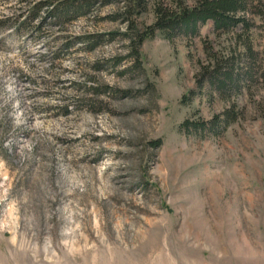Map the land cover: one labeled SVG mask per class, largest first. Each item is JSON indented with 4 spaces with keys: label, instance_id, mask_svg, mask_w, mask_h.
<instances>
[{
    "label": "rangeland",
    "instance_id": "rangeland-1",
    "mask_svg": "<svg viewBox=\"0 0 264 264\" xmlns=\"http://www.w3.org/2000/svg\"><path fill=\"white\" fill-rule=\"evenodd\" d=\"M125 5L0 0V264H264V2L138 63Z\"/></svg>",
    "mask_w": 264,
    "mask_h": 264
},
{
    "label": "trees",
    "instance_id": "trees-1",
    "mask_svg": "<svg viewBox=\"0 0 264 264\" xmlns=\"http://www.w3.org/2000/svg\"><path fill=\"white\" fill-rule=\"evenodd\" d=\"M130 1V0H128ZM131 6H123V14L126 16V34L125 39L130 44L129 49L132 53L135 63H138V50L144 40L155 35L156 31L162 32L167 38H172L175 33L183 35H196L198 27L212 21L215 31L226 32L238 25L248 28V21L244 17H239V11H244L253 0H196L193 7H187L184 0H169L170 4L156 3L152 5L155 21L149 26L137 28L132 16L143 14L149 3L147 0H131ZM264 0H258L261 2ZM64 3H55L51 12L59 10ZM84 7V6H83ZM67 8V7H65ZM85 8V7H84ZM262 16L264 20V5L262 6ZM63 10V9H62ZM33 11V10H32ZM58 15V14H57ZM118 62V61H117ZM224 78L221 80H210L211 84L223 85L230 78V73H223ZM217 118V117H216ZM211 123H214L213 121ZM214 128V127H213ZM181 130H194L198 132L205 131L206 123L204 121L190 122L184 121L180 125ZM152 149H158L161 146L159 140L149 143Z\"/></svg>",
    "mask_w": 264,
    "mask_h": 264
}]
</instances>
